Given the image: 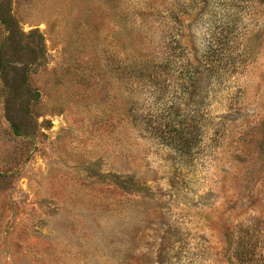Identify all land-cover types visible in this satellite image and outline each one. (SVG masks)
Instances as JSON below:
<instances>
[{"label":"rangeland","instance_id":"rangeland-1","mask_svg":"<svg viewBox=\"0 0 264 264\" xmlns=\"http://www.w3.org/2000/svg\"><path fill=\"white\" fill-rule=\"evenodd\" d=\"M0 264H264V0H0Z\"/></svg>","mask_w":264,"mask_h":264},{"label":"trees","instance_id":"trees-1","mask_svg":"<svg viewBox=\"0 0 264 264\" xmlns=\"http://www.w3.org/2000/svg\"><path fill=\"white\" fill-rule=\"evenodd\" d=\"M181 16L182 14L176 13V16ZM230 23V22H228ZM224 24H227V22H224ZM177 27L180 26L178 24H176ZM228 25V24H227ZM171 28H174L173 25H171ZM219 31L218 33L214 34L211 38V40L209 41V45L207 46L206 51L204 52V54L202 55V61L201 63H203L204 66H202V70H201V63H200V58L199 55H195L193 56V59L195 61V63H197V68L193 69V71H189L188 72V81L189 83H187L189 85V88L192 87L193 85L197 84L200 79H201V75L203 74L202 71H204V73L206 74V77L208 78V80H217L219 78L222 77V75H224V72H229L233 67L232 65H227V69L223 71L222 68V63H223V58H221V54L223 49H225L228 45V42L225 40L226 36H224L222 33L224 31H228L229 27H225V26H221L220 28H217ZM171 45H174L173 43H170ZM169 48L166 47L164 54H168L166 58H169V56H171V52L169 51ZM168 63V60H167ZM169 64V63H168ZM225 69V66H224ZM184 134V133H183Z\"/></svg>","mask_w":264,"mask_h":264}]
</instances>
